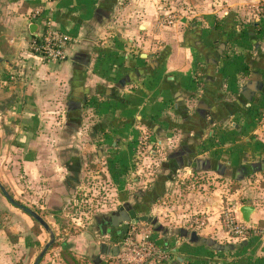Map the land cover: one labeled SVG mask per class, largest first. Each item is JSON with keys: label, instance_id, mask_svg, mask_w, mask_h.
<instances>
[{"label": "crops", "instance_id": "obj_1", "mask_svg": "<svg viewBox=\"0 0 264 264\" xmlns=\"http://www.w3.org/2000/svg\"><path fill=\"white\" fill-rule=\"evenodd\" d=\"M248 1L182 0L187 5L182 13L193 9L205 22H192L185 31L181 21H160L162 12L157 13L156 0H0V138L14 137L21 142L30 138L29 133H37L47 121V108L66 104L67 113L56 115V122L70 127V138L99 139L97 148L90 143L81 148L57 149L56 204L69 201L74 188L83 185V175L94 165L95 156L116 158V186L120 191L125 166L127 170L133 167L136 175L142 171L141 165L134 161L131 166L130 160L143 151L150 153L145 161L149 159L154 167L161 165L160 170L167 166L165 158L185 169L186 181L194 170L201 173L203 181L210 176L229 181L233 178L245 188L233 194L245 195L238 208L248 202L254 207L248 234L230 238L222 228L219 189L206 190L202 183L198 191L184 195L180 216L174 214L173 206L168 209L172 223L181 226H163L147 215L164 191V185L155 181L149 185L152 188L139 195L124 193L115 209L110 208L97 219L98 227L105 225L109 237L105 241L89 238L84 244L82 254L93 257V264H114L112 257L117 254L119 240L110 235L125 224L118 221L122 209L152 217L150 223L155 224L159 235L156 241L171 252L169 264H264V187L250 182L253 176L264 179L263 48L255 44L253 54H243L247 62L240 67L239 62L232 61L230 38L219 42L222 46L210 39L209 50H220L212 68L203 70L202 77L203 55L183 42L194 32L199 38V34L218 31L229 9ZM37 9L41 13L32 20L30 15ZM46 19L53 28L75 39L61 62H44L28 48ZM31 24L36 26L33 31ZM208 26L211 30L206 29ZM127 41L137 42V52H126ZM142 118L147 120L144 125ZM145 130L151 134V146L136 141ZM35 143L31 142L30 151ZM27 155L20 156L23 170L37 158L31 152ZM194 161L197 166L192 168L189 162ZM103 177L109 183L110 174L104 172ZM132 180L138 183L139 178ZM107 224L112 230L106 228ZM224 237L232 248L216 250L207 243L212 240L227 245L221 244ZM76 243L73 240L65 246L77 249ZM206 248L218 258L211 260Z\"/></svg>", "mask_w": 264, "mask_h": 264}, {"label": "rangeland", "instance_id": "obj_2", "mask_svg": "<svg viewBox=\"0 0 264 264\" xmlns=\"http://www.w3.org/2000/svg\"><path fill=\"white\" fill-rule=\"evenodd\" d=\"M247 4L229 9V14L226 15L223 20L224 25L219 27L220 29L218 31H213L205 36L199 34V38L194 32V37L191 35L183 39V42H188L195 47L196 53H201L203 55L202 60L204 67L202 68V77H205L203 75V70L207 72V70L212 68L211 62L212 60L214 61L220 50L219 47L217 52H214L212 49L209 50L208 41L210 39H215L214 42L220 44L219 42L223 39L230 38L229 44L232 47V57H234L232 61L239 62L240 67L246 65L247 62L243 54H253V47L255 44L259 43L263 48L262 52H264V0H249ZM156 5L158 10L157 13L162 12V18H164V16H170L172 23H174L175 20L183 22L181 24L182 30H189V26L192 22H200L202 25L205 23L203 20H200L201 17H199L198 12L193 9H189L186 13H182L181 10L183 7H187V5L182 4V0H156ZM164 12L167 13L164 14ZM159 17L160 21H163L161 20V16ZM177 29L179 31L181 30L180 24ZM206 29L211 30L209 26ZM136 44V41L130 43L127 41L126 48L128 49H126V52H137L138 49H136ZM220 45L222 46V44ZM204 49L207 51L206 54H203V51H201ZM163 50L165 51V48ZM199 80V82H202V78ZM195 81L197 80L194 79V82ZM251 106L248 108H251ZM47 109V121L43 123L37 133H29L31 135L30 138L23 139L22 142L14 137L7 139L0 138V184L15 200L34 210L48 224L55 237L54 242L50 245L39 264H93V257L82 254V252L85 253L84 244L86 245L89 242V238L92 239V241H105L109 237V234L107 235L108 237L106 236L107 230L104 231L105 225L103 228L101 226V229L98 227L99 220L97 219L101 218V215L107 213L110 208L115 209L118 202H120L121 195H124V193H128V196H135L136 193L139 195V192L141 193L142 191L149 190L156 182L164 185V191L161 193V197L156 201V205L152 208V212H147V215L151 214L150 216L157 218L163 226L166 224L171 227L179 228V226H181L179 223H172L174 219L170 217L168 209L173 206L174 214L180 216L184 204V195L190 192L195 193L200 189H198V187L202 186L201 184L203 183L206 190L213 191V189H219V196L221 199L219 214L221 223L223 224V231L227 234L223 222V212H225L227 208L234 210L235 205L238 207V205L243 203V199L245 200L244 193L241 197L239 195L234 197L233 194L236 191L242 192L243 189L245 190L244 186L234 181L233 178L229 181L223 177L216 178L210 176L207 178L205 177L206 179L203 181L201 179V173L195 170L188 175V182L184 175L186 173L185 169L175 167L174 162L168 159L166 160L165 158L167 166L160 170L161 165L154 167L155 165L150 163L148 161L149 159L145 161L147 157L149 158L150 153L143 151H140L139 154H136L135 157H132L130 160L131 166L132 163L136 161L139 167L141 165L142 171H140L138 175L135 174L133 167L123 171L121 174L124 175L125 181L123 180V183L119 186L121 188L120 191L116 186V184L118 185L116 180L117 176L115 175L116 163H118L116 162V158L107 160L106 157L100 159L95 156L94 165L88 167L85 171L86 173L84 172L83 185L74 188L69 201H66L63 205L60 203L56 204L57 149L60 147L66 148L68 146H72L73 148L79 146L81 148L84 144L89 145L90 143L91 146L93 145L97 148L100 143H95L99 141V139H91V137L88 136H86V138H84V136L70 138L69 135L72 133L70 132V127L64 125L62 122H56V115L60 117L64 113H67L68 107L66 104H63V106L58 109H56L55 105ZM235 109H239V107L236 106ZM256 111L255 115H260V111ZM195 112L193 114L197 116ZM57 121L61 120L57 119ZM140 121L144 125V118ZM135 122L137 123L136 120ZM71 126H76V124H71ZM56 128L58 129L57 137ZM51 132L54 134H51ZM141 132L136 141L141 144V142H143L142 138L147 137L146 142H149L151 146V139L149 136L151 134L148 133L147 130H145V133ZM73 135H75V133L72 134V136ZM31 142H36L35 146H32V151H30ZM110 142L111 141H109V143ZM138 146V149L141 150L142 147H140L139 144ZM108 149L112 150L111 147ZM27 151L31 152L33 158L35 156L37 158H35L30 167L29 165L27 166L28 170H23L22 167H20L22 166V159L20 156L22 155V158H25L28 156L27 154L30 155V152ZM136 156H139V159L136 158ZM142 161H144L143 166ZM104 172L110 174L109 183L105 182L106 179L103 177ZM131 173H134V175H131ZM135 176L139 178L138 183L132 180ZM250 182L253 184L256 183V187L258 188L264 187L263 177L258 178L257 176H253ZM56 206L59 208H56ZM235 215L238 222H240L242 219L238 209ZM102 220L103 219H101V221ZM100 224L102 225L103 223L100 222ZM154 225L155 224L146 221H138L136 224V226L142 230V232L139 233V238L148 235L149 239L145 240L150 243L155 242L156 248L160 251V257L152 255L142 256L141 264H169V260L172 259L171 252L166 246H163L162 243L156 241L159 235L155 232ZM106 228L112 230L111 226H108V224ZM177 228L176 230H178ZM122 230H125L123 234L124 238V236H127V232L131 230V224H124ZM115 235L117 234L114 233L110 235V237ZM227 236L234 239L241 238L231 237L228 234ZM48 240L49 232L37 221L23 213L22 210L11 205L0 191V264H32L35 257ZM73 240L78 244L77 249L71 246H65V244ZM229 240L232 242V239ZM221 241V244H229L227 237L222 238ZM206 249H208L207 256L212 254L211 260L214 261V259L216 260L218 258V255L211 248ZM144 253H146V251H144ZM130 256H134V253L130 254ZM115 257H112L114 264ZM108 259L109 258H106V260ZM173 261L175 262V260ZM197 262H199L198 264H202L200 261ZM175 264H177V262H175ZM194 264H196L195 261ZM203 264L213 263L211 261H206Z\"/></svg>", "mask_w": 264, "mask_h": 264}, {"label": "built area", "instance_id": "obj_3", "mask_svg": "<svg viewBox=\"0 0 264 264\" xmlns=\"http://www.w3.org/2000/svg\"><path fill=\"white\" fill-rule=\"evenodd\" d=\"M40 13V9L35 10L30 15L31 19L35 20ZM162 23L170 24L172 19L170 16H164ZM74 40L68 34L53 28L51 22L46 19L43 22L42 30L36 32L30 39L28 48L33 56L39 57L44 62H61L66 59V49ZM142 139L141 145H146L147 137ZM237 209L236 205L234 210L227 208L223 212V222L229 236L242 238L248 234L250 228L244 221L238 222L235 215ZM137 222L132 220L125 222V224H131V230L117 244L118 251L115 257V264H141L142 256L146 255L160 257V251L156 248L155 242L150 243L145 240L149 239L148 235L139 238V233L142 230L136 226ZM132 253H134V256L131 257L130 254Z\"/></svg>", "mask_w": 264, "mask_h": 264}, {"label": "water", "instance_id": "obj_4", "mask_svg": "<svg viewBox=\"0 0 264 264\" xmlns=\"http://www.w3.org/2000/svg\"><path fill=\"white\" fill-rule=\"evenodd\" d=\"M34 29H36L35 24H31L30 25V30L33 31ZM211 63H214V61H212ZM198 162L202 163L201 160H198ZM189 164H191L192 168H195L197 166L196 161L194 162H189ZM0 191L2 193V195L4 196V198L13 206H15L16 208L24 211L25 213L29 214L34 220H36L47 232H49V240L44 244V246L42 247V249L40 250V252L37 254V256L35 257L34 261L32 264H39V262L41 261L42 257L45 255L46 251L48 250V248L50 247V245L54 242L55 237L53 232L50 230L48 224L31 208L19 203L18 201H16L9 193L8 191L0 184ZM254 211V207L252 206L251 202H248L246 204H242L239 208H238V212L240 214V217L242 219V221H244L245 223H249L250 222V216ZM119 218L118 221L120 222H128L130 220L132 221H146V222H151L152 218L150 216H147L145 214H139L138 212H136L133 209H129V210H124L122 209L119 212ZM210 246H212L214 249L216 250H226V248L230 247L232 248L231 245L227 244V245H220L217 244L215 241L209 240L207 242Z\"/></svg>", "mask_w": 264, "mask_h": 264}, {"label": "trees", "instance_id": "obj_5", "mask_svg": "<svg viewBox=\"0 0 264 264\" xmlns=\"http://www.w3.org/2000/svg\"><path fill=\"white\" fill-rule=\"evenodd\" d=\"M224 25V23L221 25V26H223ZM257 26V25H256ZM114 163H116V162H114ZM127 169L125 168V170L124 171H126ZM17 201V200H16ZM23 213H25L24 211H22ZM26 215H28V216H30L29 214H27V213H25ZM31 217V216H30ZM32 218V217H31ZM33 219V218H32ZM34 220V219H33ZM36 221V220H35ZM124 231V230H123ZM122 230L120 231V232H118V233H116L117 235V238H118V240H120V239H122L123 238V234H124V232H123Z\"/></svg>", "mask_w": 264, "mask_h": 264}, {"label": "flooded vegetation", "instance_id": "obj_6", "mask_svg": "<svg viewBox=\"0 0 264 264\" xmlns=\"http://www.w3.org/2000/svg\"><path fill=\"white\" fill-rule=\"evenodd\" d=\"M110 220V222H111V224H112V222H114V220L113 219H109ZM122 230V227L121 228H115V230H114V232L112 233V234H116V233H118V232H120ZM123 231V230H122ZM124 232V231H123Z\"/></svg>", "mask_w": 264, "mask_h": 264}]
</instances>
